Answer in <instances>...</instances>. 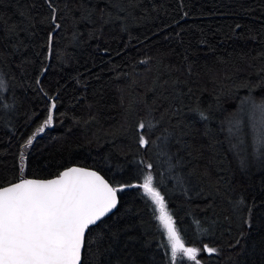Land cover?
<instances>
[{
    "label": "trees",
    "instance_id": "trees-1",
    "mask_svg": "<svg viewBox=\"0 0 264 264\" xmlns=\"http://www.w3.org/2000/svg\"><path fill=\"white\" fill-rule=\"evenodd\" d=\"M0 80V187L150 171L201 264H264V0H0ZM118 196L81 264H168L154 206Z\"/></svg>",
    "mask_w": 264,
    "mask_h": 264
},
{
    "label": "snow or ice",
    "instance_id": "snow-or-ice-1",
    "mask_svg": "<svg viewBox=\"0 0 264 264\" xmlns=\"http://www.w3.org/2000/svg\"><path fill=\"white\" fill-rule=\"evenodd\" d=\"M55 11L53 8V23ZM3 87L0 80V88ZM55 108L56 104L52 103L45 125L52 124ZM259 111L256 144L261 151L264 150V105ZM200 117L207 119L203 112ZM146 126L152 130L153 125L145 122H140L138 128L143 130ZM43 130L41 127L40 131ZM26 143L31 145L32 138ZM139 143L147 146L149 141L142 134ZM151 168V164L146 165V169ZM140 180L138 184L113 186L97 171L71 167L56 179H21L0 187V264H81L86 233L117 207L118 193L126 187L139 188L154 206V214L158 213L155 219L165 237L168 264H175L178 253L182 261L187 258L193 264H201L198 256L202 250L185 245L167 208L165 195L154 183L153 173L142 172ZM203 251L214 254L218 250L204 245Z\"/></svg>",
    "mask_w": 264,
    "mask_h": 264
},
{
    "label": "water",
    "instance_id": "water-1",
    "mask_svg": "<svg viewBox=\"0 0 264 264\" xmlns=\"http://www.w3.org/2000/svg\"><path fill=\"white\" fill-rule=\"evenodd\" d=\"M71 167H78V168H87V169H89V170H93V171H97V170H95V169H93V168H89V167H86V166H81V165H72V166H70V167H67V168H65L62 172H64V171H66L68 168H71ZM61 172V173H62ZM100 175H102L99 171H97ZM103 176V175H102ZM58 176H56V177H53V178H50V179H37V178H30V177H26V178H22V179H30V180H52V179H56ZM104 177V176H103ZM105 178V177H104ZM106 179V178H105ZM21 180V179H20ZM107 180V179H106ZM16 182H19V180L18 181H16ZM16 182H14V183H16ZM110 183V182H109ZM11 184H8V185H5V186H3V187H7V186H10ZM118 201H119V196H118ZM116 209V208H115ZM114 209V210H115ZM114 210L111 212V213H113L114 212ZM110 214V213H109ZM99 222V221H98ZM97 222V223H98ZM87 234V233H86ZM82 255H83V253H82Z\"/></svg>",
    "mask_w": 264,
    "mask_h": 264
}]
</instances>
